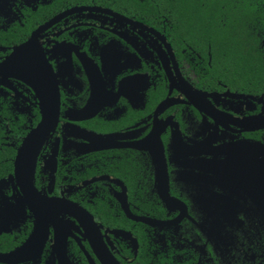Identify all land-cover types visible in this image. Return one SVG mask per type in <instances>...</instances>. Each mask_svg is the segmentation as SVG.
Listing matches in <instances>:
<instances>
[{
  "label": "flooded vegetation",
  "instance_id": "flooded-vegetation-1",
  "mask_svg": "<svg viewBox=\"0 0 264 264\" xmlns=\"http://www.w3.org/2000/svg\"><path fill=\"white\" fill-rule=\"evenodd\" d=\"M0 64V264H264V0H0Z\"/></svg>",
  "mask_w": 264,
  "mask_h": 264
},
{
  "label": "water",
  "instance_id": "water-1",
  "mask_svg": "<svg viewBox=\"0 0 264 264\" xmlns=\"http://www.w3.org/2000/svg\"><path fill=\"white\" fill-rule=\"evenodd\" d=\"M30 45V42L23 43L18 47V49H26ZM18 50V51H19ZM12 57L14 55L12 54ZM12 59H8L7 62H10ZM6 62V63H7ZM3 64H0V66ZM48 99L44 101L43 112L38 121L37 125L28 132L24 137L19 149L14 163V177L18 182V185L22 191V197L28 202L29 207H33L37 210L41 216L47 213V208H50L51 205L55 207H60L62 210L67 209L71 212L79 213L83 209L77 204L68 201L63 198H48V207L46 203H41L40 200L43 198L36 191L33 184V164L37 155V152L43 143L44 139L48 134L55 128L58 119V105H59V96L58 91L54 88L53 93L50 92ZM53 95V97L51 96ZM247 123L251 124L253 127H263L264 126V115L253 117L246 120ZM157 162V175H160V180L164 179L165 186L167 185V169L166 163L164 160L163 153L156 158ZM165 195L162 196L163 200L167 203L172 200L170 195L165 191ZM49 212V211H48ZM34 235L24 243L16 251L8 253L6 256L13 258L14 255L19 252L26 251L30 246V243L33 242Z\"/></svg>",
  "mask_w": 264,
  "mask_h": 264
},
{
  "label": "trees",
  "instance_id": "trees-1",
  "mask_svg": "<svg viewBox=\"0 0 264 264\" xmlns=\"http://www.w3.org/2000/svg\"><path fill=\"white\" fill-rule=\"evenodd\" d=\"M184 16V15H183ZM262 86H264V69L261 70Z\"/></svg>",
  "mask_w": 264,
  "mask_h": 264
}]
</instances>
